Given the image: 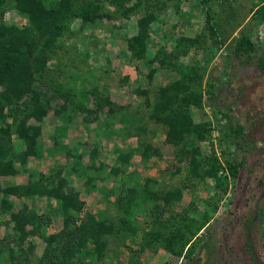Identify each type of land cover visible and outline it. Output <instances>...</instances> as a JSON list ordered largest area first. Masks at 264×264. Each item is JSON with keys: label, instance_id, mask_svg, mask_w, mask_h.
<instances>
[{"label": "rangeland", "instance_id": "obj_1", "mask_svg": "<svg viewBox=\"0 0 264 264\" xmlns=\"http://www.w3.org/2000/svg\"><path fill=\"white\" fill-rule=\"evenodd\" d=\"M55 1L42 0L44 4ZM89 1L95 5L93 22L82 26L79 16L72 15L63 26L68 28H63V33L53 38L49 49L41 42L32 53L38 58L47 57L42 69L36 71L35 83L51 98L52 108L61 106L70 123L65 124L52 109L41 121L31 119L40 129L38 142L47 144L43 148L51 150L43 154L40 143L41 156L37 153L28 157L23 167L25 171L13 180L3 178L2 185H9L11 181L26 183L30 174L45 180L58 168H63L62 176L73 184L83 202L71 229L86 222L87 214L101 217L112 225L110 233L99 237L105 245L101 257L92 254L76 258L77 253L72 255V264H186L191 256H172L164 247V239L170 233L184 230L182 224L188 222L189 217L200 220L207 200L213 196L217 209L210 213L208 224L193 237L192 257L199 258L198 264H264V70L258 64V57L264 56V21L253 14L260 0H208L205 4L202 0H166L165 10L150 24L145 61L137 60L127 49V40L136 32L141 13L122 15L129 3L121 7L111 0ZM156 1L147 0V4L154 6ZM1 8L4 11L0 9V22L18 27L27 23L26 17L15 7V0H5ZM206 10L210 15L208 23ZM207 24L211 28H207ZM241 34H249L256 44L248 60L245 55L236 58L231 54ZM155 50H160L164 65L153 62L148 66L146 60L153 57ZM181 50L187 53L178 62L176 55ZM191 65L198 70L197 75L191 77V88L199 92L204 89V97L213 105L203 101V107H191L194 108L191 117H196L197 122H206L210 132L201 141L194 139L192 145L189 142L185 147L190 148V156L197 154L196 158L202 162L212 153L222 162L244 159L233 190L229 174L226 191L215 188L213 177L195 179L183 186L187 164L179 165L175 159L180 147L166 141L165 127L148 117V101L154 102L158 88L186 80ZM152 67L156 71L149 78L148 68ZM106 113H109L107 117ZM110 114L114 115V120L106 123ZM57 126L60 131V126L67 129L69 150L74 155L86 150L77 169L82 170L85 163L91 167L88 165L81 177L66 171L75 160L74 155L65 154L68 160L52 153L55 147L52 135ZM112 130H117V135L104 138L103 135H109ZM13 138L16 152L24 149L15 133ZM119 140L126 142L120 145ZM145 142H150L157 150L149 159L158 160L148 174L144 168L149 159L142 161L139 152ZM94 144L98 153L90 157ZM194 145L196 149L191 148ZM113 146L130 152L123 176L119 173L116 178L105 166L116 163L118 154L113 152ZM176 167L181 169L180 173ZM129 189L139 193L134 195L131 207L123 198ZM146 191L152 196L167 195L166 201L172 198L163 220L172 214L181 216V220L176 217L173 223L150 225L154 214L142 202ZM174 196L180 200H175ZM13 199L16 209L23 206ZM22 202L41 217L34 224L38 229L27 237L23 248L32 241L35 246L30 254L31 262H43L46 258H42V254L50 234L59 233L63 225L61 206L40 196ZM163 203L164 200H158V204ZM140 211H143L142 218L137 217ZM131 224L139 228L137 233L128 230ZM12 226L10 220L0 225V238L12 233ZM62 242L63 238H58L50 244L52 249L55 247L56 255H61ZM85 246L91 249L90 243ZM46 264L63 263L52 260Z\"/></svg>", "mask_w": 264, "mask_h": 264}, {"label": "trees", "instance_id": "obj_2", "mask_svg": "<svg viewBox=\"0 0 264 264\" xmlns=\"http://www.w3.org/2000/svg\"><path fill=\"white\" fill-rule=\"evenodd\" d=\"M207 1L202 0L201 3L205 4ZM4 2L5 0H0L1 12L4 11L1 8ZM111 2H117L121 7L129 3L128 7L123 8L122 15H127L130 12L141 13V16L137 19L136 32L127 40V49L137 60H144L146 58L147 40L151 32L150 24L158 18L160 12L165 10L168 3H166V0H157L154 6H149L147 0H111ZM94 6L89 0H57L54 3L50 2L47 4H44L42 0H15V7L20 14L26 17L27 23L18 27L16 24L0 22V86L3 87L0 90V225H5L10 220L13 222L12 228H14L12 233H6L0 238V264H35L31 262L32 257L30 256L35 246L33 242L28 241L26 249L23 246L27 237L34 234L33 232L38 229L39 226L37 227L36 225L34 228V224L41 217L36 211L24 205V202L21 208L16 209L13 198L18 202H22L33 196H40L48 200H54L61 206L63 225L59 233L50 234L48 238L50 240L42 254V258L46 259L39 263H37V260L36 264H46L52 260L63 264H72V255L74 254H79L76 258L79 256L87 257L92 254L101 257L105 249V245L99 241V237L110 233L112 225L102 220L101 217L96 218L93 214H87L86 222H83L74 230L71 229L72 223L76 222V214L80 212L83 202L80 200L77 190H74L73 184L68 181L67 177L62 176L63 168H58L54 174L45 177V180L30 174V179L26 183L2 185L4 177H14L25 171L23 167L28 157L37 155V153V156H41V144L37 140L40 129L36 124L30 122L31 119L41 121L52 109L56 117H61L65 123L69 122L61 110V106L52 108L51 98L35 83L36 71L42 69L47 57L45 55L42 58H38L33 56L32 53L38 50V45L41 42H43L46 49H49L53 38L61 35L63 28H68V26L66 28L63 26L68 20L72 19V15L79 16L82 26L93 22L92 7ZM205 14V21L208 23L210 20L209 10H206ZM253 14H256L259 21H264V0H260V4L256 7ZM209 27L207 24V28ZM210 31L212 32L213 30ZM255 46L256 44L249 34H241L232 47L231 54L236 58L245 55L248 60L254 52ZM159 51L155 50L153 57L147 58L148 66H151L153 62H158L159 66L165 64L164 58L159 57ZM186 53V50L179 51L176 55V61L181 62ZM258 64L264 70L263 54L258 57ZM192 65L188 66L187 73L189 75L186 80L183 78L182 81L176 80L173 84H166L158 88V91L155 92L154 102L148 101V106L150 107L148 117L153 119L155 123H161L165 127L166 141L176 147H180L176 150L175 159L179 165L183 164V162L187 164L182 178L183 186H188L187 184L195 179L203 180L207 177H213L215 179V188H221L226 191L228 187L226 178L229 174L233 179V190L235 181L245 163L244 159L236 162L229 160L222 162L218 156L212 153L202 162L199 158H196L197 154L190 156V148L185 147V144L189 142L192 145L194 139L201 141L204 139L205 134L210 132L206 122L196 123L193 121L190 115L191 107H203V101L209 106L213 105L210 99L206 100V97H204V89L201 88L199 92L191 88L193 87L191 85V77L198 73L197 67ZM155 69L153 67L148 68L149 78L153 77ZM186 81L187 83H185ZM198 82L201 84L200 87H202V83ZM207 83L209 84V80H207ZM137 90L140 92L139 89ZM107 114L109 113H106V117ZM109 116L110 119L106 123L114 120V115L110 114ZM116 131L112 130L107 136L117 135ZM13 133L17 135V138L24 145V149L16 152ZM53 137H56L55 134ZM60 145L59 143L58 146ZM61 147L67 156L74 155L73 152L71 154L67 146L62 145ZM191 148L196 149L195 145ZM113 152L118 154L116 163L112 166H105L109 173L115 175L116 178L119 173L123 175L125 166L130 160V152L129 150L122 151L115 146H113ZM139 152L141 160L146 161L152 154L155 155L157 150L150 142H145ZM97 153L98 149L94 144L89 155L90 157H95ZM74 156L75 160L66 171H70L69 174L81 177L80 175H84L82 171H87L86 168H88V165L91 167V165L85 163V167L82 170L81 168L80 170L79 168L77 169V165L80 164L79 161L84 156L81 154ZM95 169L96 167H94ZM97 169L99 170V168ZM176 171L180 173L181 169L176 167ZM100 177L102 176L100 175ZM147 180L151 181V179ZM137 194L139 193L133 189H129L123 194L128 206L131 207L132 199ZM174 197L175 200H177L176 198H178V201L180 200L179 197ZM164 198L167 199V195L152 196L148 191L143 194L142 202L150 207V211L154 214V219L149 220L150 225L164 224L165 221L173 223L176 217L181 220V216H176V214L170 215L167 220L162 219L169 205H172L173 202L172 198L167 201ZM214 199L213 196L208 199L210 201L207 200L206 209H204L200 220L192 216L189 217L187 219L188 222L182 224L184 230L179 229L175 233H170L164 239V247L168 253L177 258L188 257L189 255L192 257V239L208 224L210 213L216 211L217 206L214 203ZM158 200H164V203L160 205ZM142 212L140 211V215L138 213L137 217L141 216L142 218ZM27 225L30 226L29 229H27ZM128 230L137 233L139 228H134L133 224H131ZM157 236H160V234L158 233ZM58 238H63L59 248L61 251L60 256L54 252L53 249L55 247L52 249L50 245L51 242H55ZM86 243H90L91 249L85 246ZM16 251H21V253L17 254ZM53 257L55 258L53 259ZM191 257H189L190 260L186 264H198L199 258Z\"/></svg>", "mask_w": 264, "mask_h": 264}, {"label": "crops", "instance_id": "obj_3", "mask_svg": "<svg viewBox=\"0 0 264 264\" xmlns=\"http://www.w3.org/2000/svg\"><path fill=\"white\" fill-rule=\"evenodd\" d=\"M224 46H226V44H224ZM166 83V82H165ZM191 114H194V108H191ZM194 117V116H193ZM192 117V119H193V121L194 122H196L197 123V121H198V119L195 117V118H193ZM70 123V121L69 122H67V123H65V124H69ZM60 129H62V131H60V130H58V126L57 127H55V130H54V132H53V135L55 134V136H56V133H57V130L58 131H60V132H58V134L59 135H57L56 137H55V139H54V137H53V139H54V141L52 142V145L54 144L55 145V147H54V150H52V153H58L59 154V156L61 155H63L64 157H66L67 159H68V157L65 155L66 153L64 152V150L62 149V145H65V146H67L68 147V149L70 148L69 146V142H70V140L68 139V133H66V131L65 130H67L66 128H64V127H62V126H60ZM68 130H70V129H68ZM65 133V134H64ZM52 134V133H51ZM52 135V136H53ZM104 136V138H106V139H108V138H110L109 136H105V135H103ZM45 140V139H44ZM40 141V140H39ZM69 141V142H68ZM45 142V141H44ZM118 142H120V145H123V144H125V142H126V140H119ZM40 143L42 144V142L40 141ZM61 144L60 146H58V144ZM43 145H47V144H42V152H43V154H44V151L45 150H47V151H49V150H51V148H48V149H46V148H43ZM169 145V144H168ZM164 147H166V145H164ZM91 150V149H90ZM83 151H86L85 149L83 150ZM83 151L81 152V155H83ZM70 152L72 153V150H70ZM85 153V152H84ZM86 155V154H85ZM117 158V157H116ZM69 160V159H68ZM151 161V162H150ZM155 161L156 162H158V160L157 159H149L148 161H147V167H145L144 168V171H146V173L145 174H148V173H151L152 172V170H151V168H154V166H155ZM160 161H161V159H160ZM159 161V162H160ZM152 163V164H151ZM57 165V164H56ZM82 165V164H81ZM82 167H84V165H82ZM159 167V166H158ZM148 171V172H147ZM20 174H22V173H20ZM19 174V175H20ZM142 174H144V173H142ZM123 176V175H122ZM139 176H140V178H141V175L139 174ZM16 177H18V175H16V176H14V177H4L5 179H10V180H13L14 178H16ZM10 183H13V181H11ZM19 203H23V202H19ZM22 205V204H21Z\"/></svg>", "mask_w": 264, "mask_h": 264}, {"label": "built area", "instance_id": "obj_4", "mask_svg": "<svg viewBox=\"0 0 264 264\" xmlns=\"http://www.w3.org/2000/svg\"><path fill=\"white\" fill-rule=\"evenodd\" d=\"M257 37H258V35H257ZM262 39V38H261Z\"/></svg>", "mask_w": 264, "mask_h": 264}]
</instances>
